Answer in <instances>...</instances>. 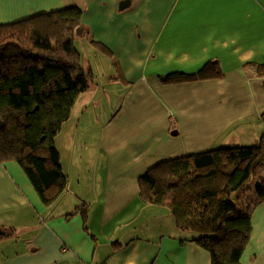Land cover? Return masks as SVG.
Wrapping results in <instances>:
<instances>
[{"label": "crops", "instance_id": "crops-1", "mask_svg": "<svg viewBox=\"0 0 264 264\" xmlns=\"http://www.w3.org/2000/svg\"><path fill=\"white\" fill-rule=\"evenodd\" d=\"M74 5L92 78L55 140L69 138L57 146L67 190L47 206L17 162L0 161V264H211L166 207L140 200L138 179L161 161L258 142L264 0H0V24ZM208 62L220 76L162 79ZM78 140L95 146L79 156ZM250 219L239 264H264V201Z\"/></svg>", "mask_w": 264, "mask_h": 264}, {"label": "trees", "instance_id": "trees-1", "mask_svg": "<svg viewBox=\"0 0 264 264\" xmlns=\"http://www.w3.org/2000/svg\"><path fill=\"white\" fill-rule=\"evenodd\" d=\"M81 17L82 9L74 5L0 24V161L17 162L50 207L68 182L55 139L92 78L74 45L83 33ZM259 69L264 73V64ZM220 75L216 63L208 62L195 74L162 79ZM251 178L258 181L256 199L264 201V132L253 145L157 163L139 177L138 196L145 204L166 207L176 228L209 252L211 264H239L251 219L250 205L243 207L236 194Z\"/></svg>", "mask_w": 264, "mask_h": 264}, {"label": "rangeland", "instance_id": "rangeland-1", "mask_svg": "<svg viewBox=\"0 0 264 264\" xmlns=\"http://www.w3.org/2000/svg\"><path fill=\"white\" fill-rule=\"evenodd\" d=\"M102 61L104 62V64L107 65V63H106V61L104 59H102L101 61L99 60L98 61V67H99V69H102V66H104L103 63H102ZM106 111H107L106 108L103 111H101V112L99 111L100 112V121H103L105 119V117H106ZM68 139L69 138H68V136L65 133H63V135L60 134V136L57 137V146L59 148L61 147L63 149V151L66 150L67 149V145H68V143H67ZM76 143H77L76 144V154L77 155L79 154V156H82V152H87V150H91L95 146L94 145V142L93 143H91V142H85L84 143L83 141H79L78 140ZM63 156H64V153H63ZM69 156L70 155H68V157ZM64 160H66L65 157H64ZM69 160H70V158H69ZM69 160L68 161L66 160V162H64L65 163V166L67 168L70 165V161ZM82 160L85 161V158H83ZM82 160H80L81 163L79 164V167L86 168L87 167V164L86 163L84 164V162ZM73 164H75V160H74V163ZM257 182L258 181L256 179H252V178L249 179L245 183V187L236 194L237 199L239 200L240 204L243 207H247V206L251 205L256 200L257 197L255 195L254 188H255V185L257 184Z\"/></svg>", "mask_w": 264, "mask_h": 264}]
</instances>
